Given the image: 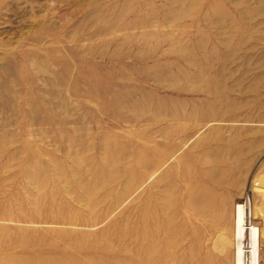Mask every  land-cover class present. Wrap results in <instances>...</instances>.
I'll list each match as a JSON object with an SVG mask.
<instances>
[{
	"label": "rangeland",
	"instance_id": "rangeland-1",
	"mask_svg": "<svg viewBox=\"0 0 264 264\" xmlns=\"http://www.w3.org/2000/svg\"><path fill=\"white\" fill-rule=\"evenodd\" d=\"M260 190L264 0H0V264H264Z\"/></svg>",
	"mask_w": 264,
	"mask_h": 264
},
{
	"label": "bare ground",
	"instance_id": "bare-ground-1",
	"mask_svg": "<svg viewBox=\"0 0 264 264\" xmlns=\"http://www.w3.org/2000/svg\"><path fill=\"white\" fill-rule=\"evenodd\" d=\"M264 194V190H260ZM248 204V203H247ZM246 237V240H244ZM263 233L248 217L247 205L238 204L234 212L233 240L240 241L235 248V264H260ZM244 242V243H243Z\"/></svg>",
	"mask_w": 264,
	"mask_h": 264
}]
</instances>
